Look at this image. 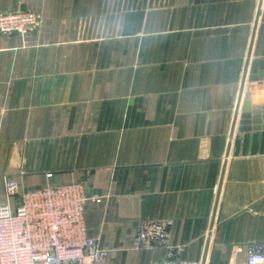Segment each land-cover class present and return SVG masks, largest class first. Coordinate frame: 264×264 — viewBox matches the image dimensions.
Segmentation results:
<instances>
[{"label": "crops", "instance_id": "0c3cea01", "mask_svg": "<svg viewBox=\"0 0 264 264\" xmlns=\"http://www.w3.org/2000/svg\"><path fill=\"white\" fill-rule=\"evenodd\" d=\"M260 2L0 0L40 18L0 33V205L4 178L18 193L81 182L99 264L169 259L132 250L141 220L171 222L175 260L245 264L264 243V130L236 132L247 89L264 115V82L246 81Z\"/></svg>", "mask_w": 264, "mask_h": 264}, {"label": "built area", "instance_id": "2783aa9c", "mask_svg": "<svg viewBox=\"0 0 264 264\" xmlns=\"http://www.w3.org/2000/svg\"><path fill=\"white\" fill-rule=\"evenodd\" d=\"M39 23V16L31 11L0 14V33L25 35ZM3 190L0 264H99L107 258L109 252L85 233L84 214L91 198L84 185L72 182L18 193L17 184L4 178ZM13 197L16 205L12 209L8 201ZM170 224L169 220L139 221L132 250H167L169 259L159 264H197L171 258L173 249L167 246ZM245 264H264V243L247 248Z\"/></svg>", "mask_w": 264, "mask_h": 264}, {"label": "water", "instance_id": "95a60500", "mask_svg": "<svg viewBox=\"0 0 264 264\" xmlns=\"http://www.w3.org/2000/svg\"><path fill=\"white\" fill-rule=\"evenodd\" d=\"M208 1H212V0H195L196 4L198 3H206ZM263 2V8H262V12H261V16H260V21L262 23H264V0H261L260 2V6L261 3ZM246 81L247 83H255V82H264V59H254L252 61H250V65H249V70L247 73V77H246ZM247 89V92L245 94V101L243 103L242 106V110H241V114H240V118H239V122H238V126L236 128V132L237 133H248L251 131H261L264 130V128H251L249 125L252 124H258L260 122L259 117L264 116L263 113L262 115L257 114L256 115H252L248 113V102H247V96L249 95ZM251 117H253V121L251 120Z\"/></svg>", "mask_w": 264, "mask_h": 264}, {"label": "rangeland", "instance_id": "374dc122", "mask_svg": "<svg viewBox=\"0 0 264 264\" xmlns=\"http://www.w3.org/2000/svg\"><path fill=\"white\" fill-rule=\"evenodd\" d=\"M70 183H72V182H70ZM76 183H80V184L84 185V184L81 183V182H76ZM68 184H69V183H68ZM84 186H85V185H84ZM5 202H6V199H5ZM8 202H9L10 207L13 209V208L15 207V205H16V198H15V197L10 198Z\"/></svg>", "mask_w": 264, "mask_h": 264}]
</instances>
